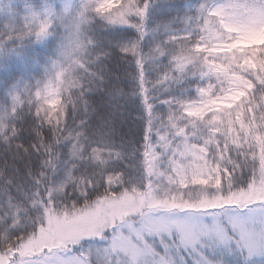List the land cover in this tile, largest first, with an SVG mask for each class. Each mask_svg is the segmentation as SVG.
<instances>
[{
	"label": "snow or ice",
	"instance_id": "obj_1",
	"mask_svg": "<svg viewBox=\"0 0 264 264\" xmlns=\"http://www.w3.org/2000/svg\"><path fill=\"white\" fill-rule=\"evenodd\" d=\"M50 38L0 94V264L264 260V0H0V56Z\"/></svg>",
	"mask_w": 264,
	"mask_h": 264
},
{
	"label": "trees",
	"instance_id": "obj_2",
	"mask_svg": "<svg viewBox=\"0 0 264 264\" xmlns=\"http://www.w3.org/2000/svg\"><path fill=\"white\" fill-rule=\"evenodd\" d=\"M183 3H195V0H182ZM56 41L49 39L46 43L27 45L20 51V55L12 54L0 56V94L5 86L20 76H38L45 59L50 56L55 48ZM159 95L163 96L161 91ZM239 259L234 257V261Z\"/></svg>",
	"mask_w": 264,
	"mask_h": 264
},
{
	"label": "rangeland",
	"instance_id": "obj_3",
	"mask_svg": "<svg viewBox=\"0 0 264 264\" xmlns=\"http://www.w3.org/2000/svg\"><path fill=\"white\" fill-rule=\"evenodd\" d=\"M232 261L234 262V257L232 258ZM256 264H264V260H261L260 257H256Z\"/></svg>",
	"mask_w": 264,
	"mask_h": 264
}]
</instances>
